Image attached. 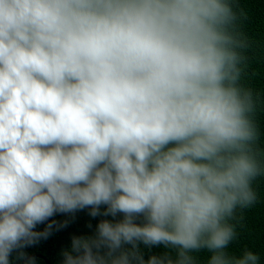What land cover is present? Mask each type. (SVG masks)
<instances>
[{"label": "clouds", "instance_id": "clouds-1", "mask_svg": "<svg viewBox=\"0 0 264 264\" xmlns=\"http://www.w3.org/2000/svg\"><path fill=\"white\" fill-rule=\"evenodd\" d=\"M236 22L231 0H0V264L85 208L123 219L63 264H264L231 250L264 179Z\"/></svg>", "mask_w": 264, "mask_h": 264}, {"label": "trees", "instance_id": "trees-1", "mask_svg": "<svg viewBox=\"0 0 264 264\" xmlns=\"http://www.w3.org/2000/svg\"><path fill=\"white\" fill-rule=\"evenodd\" d=\"M231 2L237 14V31L245 41L241 83L264 102V0H231ZM256 122L264 132V103L258 107ZM254 188L257 192V202L247 209H238L235 218L231 221L238 233V239L231 246V250L235 253L244 249L264 253V179H258ZM106 208V205H101L100 212L103 213ZM90 211V208H85L74 213H57L37 225L34 231L47 234L36 238L33 244L13 252L10 257L11 264H63L62 253L71 249L73 237H93L99 222L108 220L115 223L123 219L122 213H118L115 217L101 214L93 218L89 215ZM136 222L142 224L143 216L137 217ZM49 224H51L50 228ZM140 251L147 260L151 255L163 254L165 249L141 245ZM206 259L207 253L198 256L201 264Z\"/></svg>", "mask_w": 264, "mask_h": 264}]
</instances>
